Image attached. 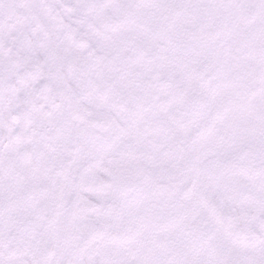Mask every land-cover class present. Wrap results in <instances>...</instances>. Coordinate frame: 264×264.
I'll list each match as a JSON object with an SVG mask.
<instances>
[{"label": "snow or ice", "instance_id": "obj_1", "mask_svg": "<svg viewBox=\"0 0 264 264\" xmlns=\"http://www.w3.org/2000/svg\"><path fill=\"white\" fill-rule=\"evenodd\" d=\"M0 264H264V0H0Z\"/></svg>", "mask_w": 264, "mask_h": 264}]
</instances>
